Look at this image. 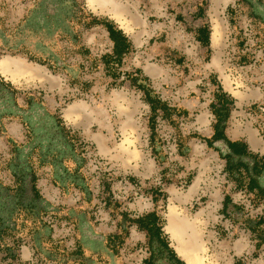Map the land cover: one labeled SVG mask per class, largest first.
Listing matches in <instances>:
<instances>
[{
	"label": "rangeland",
	"instance_id": "1",
	"mask_svg": "<svg viewBox=\"0 0 264 264\" xmlns=\"http://www.w3.org/2000/svg\"><path fill=\"white\" fill-rule=\"evenodd\" d=\"M204 1L0 0V264H264V0Z\"/></svg>",
	"mask_w": 264,
	"mask_h": 264
},
{
	"label": "trees",
	"instance_id": "2",
	"mask_svg": "<svg viewBox=\"0 0 264 264\" xmlns=\"http://www.w3.org/2000/svg\"><path fill=\"white\" fill-rule=\"evenodd\" d=\"M206 2L207 1L205 0L203 5L198 4V9L196 13L198 17L205 16ZM96 21L97 23L105 24L106 27L110 29H114V33H115L114 44L116 47L114 50V53H106L103 55L107 63V68L111 69L115 64H120L122 55L131 50L132 44L125 33H117V30L113 24V21L110 22L106 18L103 20L96 18ZM196 31L200 33V35H198V39L203 41L205 45H209L210 30L208 29V25L199 24L196 27ZM215 101L216 102H213V105H212L213 113H214L215 120H216V123L214 124L215 133L217 135H223L224 132L222 129L225 128L226 121L231 116L234 103H235V98L231 93L223 90V88L220 86L218 92L216 93ZM156 103H157V100L155 102L154 101L151 102V110L155 111V115H156V109H157L155 105ZM159 234L163 235V231L160 230ZM166 246L170 249L168 243H166ZM172 252L173 251L171 250V253ZM176 257L178 256H174L175 259H178L180 264H183V262L179 258H176ZM241 262H242V259H238L234 264H240Z\"/></svg>",
	"mask_w": 264,
	"mask_h": 264
},
{
	"label": "bare ground",
	"instance_id": "3",
	"mask_svg": "<svg viewBox=\"0 0 264 264\" xmlns=\"http://www.w3.org/2000/svg\"><path fill=\"white\" fill-rule=\"evenodd\" d=\"M91 4L97 6L99 4V2H96V0H89ZM100 5V4H99ZM116 13V12H115ZM219 32L217 26L214 27V32H213V35H212V38H213V42L216 43L217 41V33ZM2 68L5 72L9 71L10 72V69L7 67L6 65V62L4 61L2 63ZM27 71V69H26ZM28 72V71H27ZM175 208L176 206L174 205H171L170 206V209H169V212H168V215H167V224H166V230L167 232L171 235V238L173 240L176 241V243H179V246H177V249H178V252L183 255V247H182V244L179 242V237H180V234L178 232V226L176 224V217H175ZM189 264H199V262H191L189 261ZM203 264V263H202ZM204 264H208L207 262H205ZM210 264V263H209Z\"/></svg>",
	"mask_w": 264,
	"mask_h": 264
},
{
	"label": "crops",
	"instance_id": "4",
	"mask_svg": "<svg viewBox=\"0 0 264 264\" xmlns=\"http://www.w3.org/2000/svg\"><path fill=\"white\" fill-rule=\"evenodd\" d=\"M233 95V94H232ZM260 145V144H257V146Z\"/></svg>",
	"mask_w": 264,
	"mask_h": 264
}]
</instances>
